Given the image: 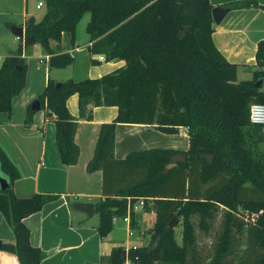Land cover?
I'll list each match as a JSON object with an SVG mask.
<instances>
[{"label": "trees", "instance_id": "trees-1", "mask_svg": "<svg viewBox=\"0 0 264 264\" xmlns=\"http://www.w3.org/2000/svg\"><path fill=\"white\" fill-rule=\"evenodd\" d=\"M41 21L30 17L25 36L34 38L50 56L51 68L73 63L61 44L76 43L85 14L88 52L105 61L126 65L97 79L56 82L50 79L36 101L55 123L61 162L76 165L78 119L67 100L79 97L80 117L93 118L95 107H117L118 115L99 127L89 172L103 173V196L96 202L97 231L105 239L114 220H123L127 205L144 200V213L155 215L149 246L130 249L135 264H264V126L253 125L250 107L264 104V45L257 52L259 70L250 80H238V65L228 62L213 41L210 0H44ZM226 9L262 8L257 3L232 2ZM21 40V39H20ZM58 43L56 48L51 42ZM27 45V43H26ZM93 65L98 64L94 59ZM28 64L22 45L0 66V112H11L13 99L26 87ZM263 81L262 88L255 83ZM118 124L144 125L165 135L187 131V162L167 171L172 149H146L115 158ZM212 156L211 162L208 157ZM0 212L14 240L2 250L19 264H41L48 256L30 242L24 220L58 199L35 194L17 197L20 173L0 147ZM135 213H131L134 216ZM182 227L178 243L168 223ZM200 234L209 241L201 239ZM125 247L114 248L102 264H124Z\"/></svg>", "mask_w": 264, "mask_h": 264}, {"label": "crops", "instance_id": "crops-1", "mask_svg": "<svg viewBox=\"0 0 264 264\" xmlns=\"http://www.w3.org/2000/svg\"><path fill=\"white\" fill-rule=\"evenodd\" d=\"M244 1L264 6V0H210V3L216 8ZM29 3L30 0H3L0 12V66L21 45L23 57L28 64L25 89L13 99L11 112H0V147L20 173V178L13 185L17 197L28 198L35 194L58 197L40 212L24 220L31 232V245L48 254L41 264H102V258L108 257L114 248L130 246L127 240L126 244L117 240V229L123 230L127 226L122 220H117L113 232L101 239L97 231L99 216L95 214L90 218L75 210L73 204L94 203L96 206L97 201L104 199L103 173H91L87 166L94 154L100 125L112 122L118 115V108L95 107L93 118L89 121L80 117L78 95L67 100L69 112L78 119L75 142L80 148V156L76 165L65 166L61 162L56 142L55 123L46 117L42 105L35 112L31 110V106L50 79L56 82L97 79L124 67L126 63L100 61L101 55L89 54V41L84 48H80L77 42L72 48L66 40L61 44L62 53H69L73 57V63L63 69L51 68L50 56L39 44L28 43L26 36L20 40L11 32L12 26L23 27L25 32L26 21L30 17L39 20L30 12ZM18 15L22 17V24H18ZM213 41L228 62L238 65L239 69L250 68L252 76L246 80L252 79L253 73L259 70V45H264V9L229 11L220 24L214 23ZM57 45V42H51L53 48ZM92 59L98 64L93 65ZM184 133L187 146L183 148L174 141L172 150H188L189 140ZM164 135L144 125L118 124L115 158L121 160L139 150L163 149L165 147L161 145ZM151 215L155 217L153 213ZM13 240V230L0 212V264H19L15 254L1 249L4 244L12 243Z\"/></svg>", "mask_w": 264, "mask_h": 264}, {"label": "rangeland", "instance_id": "rangeland-1", "mask_svg": "<svg viewBox=\"0 0 264 264\" xmlns=\"http://www.w3.org/2000/svg\"><path fill=\"white\" fill-rule=\"evenodd\" d=\"M41 1L43 2V0H30V3H29L30 12H32L33 15L37 19H39L38 21H41L46 13L45 7L40 10L36 9V5ZM2 4H3V0H0V12L2 9ZM90 18H91V15L89 13L85 14L77 26L76 42L80 48H82L89 41V36L86 32V27H87V23L89 22ZM16 19L19 22L18 24H22L21 23L22 17H20V15H18ZM251 76H252V72H251V69L248 67H245V68L241 67L238 71V80H241V81L246 80V79L251 78ZM183 132L185 131L181 130L180 134L178 135H164V140L162 141V145H161L165 147L163 149H173L172 146H173L174 141L177 142L179 146L186 147L188 144V141L186 137L185 138L183 137ZM263 133H264V130H263ZM261 149L264 151V143L261 145ZM138 213H135L134 216H131V227H132V230L134 231V237H129L126 234V230L128 228L126 223H125V225L127 226L126 229L125 228L123 230L117 229V240L120 243L126 244V242L128 241V245L135 246V247L150 245L151 240H152L151 231L154 226L155 217L151 214L143 215L142 212H140L139 214ZM174 232H175L178 243L181 244L182 227L180 223L174 228ZM200 236L202 240H205V242L209 241V239H205L207 237H204V235L200 234Z\"/></svg>", "mask_w": 264, "mask_h": 264}, {"label": "water", "instance_id": "water-1", "mask_svg": "<svg viewBox=\"0 0 264 264\" xmlns=\"http://www.w3.org/2000/svg\"><path fill=\"white\" fill-rule=\"evenodd\" d=\"M229 12V9L223 8V7H216L212 10V18H213V22L215 24H220L223 19L225 18V16L227 15V13ZM11 32L14 36H16L17 38H24L25 36V32H24V28L23 27H17V26H12L11 27ZM28 43H34L35 40L34 38H30L27 39ZM263 85V81L262 80H258L255 83V87L257 89L262 88ZM41 109V102L39 101H35L32 106H31V110L33 112L35 111H39ZM187 158L188 155L186 152H182V153H178L176 155H174L171 158V163L166 167V170L169 171L173 168H175L179 163L182 162H187ZM213 159L212 156L208 157V161L211 162ZM0 185L2 189H5L7 187V182L6 180L0 178ZM73 208L77 211H80L84 214H86L88 217L92 218L95 214H96V206L94 203H81V202H76L73 204ZM179 224V221L177 220L176 217H174L167 225L168 229H174L177 225ZM0 247H1V242H0Z\"/></svg>", "mask_w": 264, "mask_h": 264}, {"label": "built area", "instance_id": "built-area-1", "mask_svg": "<svg viewBox=\"0 0 264 264\" xmlns=\"http://www.w3.org/2000/svg\"><path fill=\"white\" fill-rule=\"evenodd\" d=\"M42 7H44L43 3H39L37 5V9H41ZM100 61H105V58L103 56L99 57ZM250 120L251 123L253 125H257V126H264V104L261 103H254L251 105L250 107ZM185 131V135H187V131ZM128 208V213L126 215V217L123 219V222L127 224L128 228L126 230V233L129 237H133L134 236V231L132 230L131 227V213H138V212H142L143 208H144V200L143 199H139L137 200L136 203L131 204L130 202L127 205ZM116 219L114 220V224L116 223ZM139 247V246H138ZM136 249L137 246H128L125 247V258L126 261L124 264H135L132 260H130L128 258V254L130 249Z\"/></svg>", "mask_w": 264, "mask_h": 264}]
</instances>
